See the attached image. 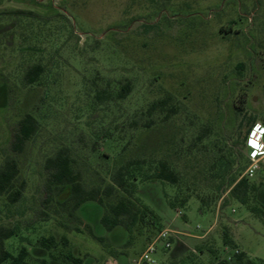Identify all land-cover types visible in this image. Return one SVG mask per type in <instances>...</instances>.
I'll return each mask as SVG.
<instances>
[{
  "label": "rangeland",
  "instance_id": "rangeland-1",
  "mask_svg": "<svg viewBox=\"0 0 264 264\" xmlns=\"http://www.w3.org/2000/svg\"><path fill=\"white\" fill-rule=\"evenodd\" d=\"M32 65L42 74L26 85ZM157 101L165 104L149 114ZM25 115L36 132L14 153ZM64 148L89 185L132 160L167 162L177 184L137 182L135 198L156 217L108 233L105 208L87 203L71 220L58 206L67 191L46 199L44 161ZM6 157L22 189L15 203L0 197V225L19 234L4 249L25 246L26 264H60L37 247L45 236H65L58 250L83 264H130L163 229L180 235L156 247L153 264H221L236 251L264 264V221L229 198L232 179L258 160L248 179L264 206V0H0V166ZM182 198L184 208L168 207ZM224 232L235 249L223 246Z\"/></svg>",
  "mask_w": 264,
  "mask_h": 264
},
{
  "label": "trees",
  "instance_id": "trees-1",
  "mask_svg": "<svg viewBox=\"0 0 264 264\" xmlns=\"http://www.w3.org/2000/svg\"><path fill=\"white\" fill-rule=\"evenodd\" d=\"M41 74L42 68L39 65H32L23 73V83L32 85L39 81ZM129 93L130 85L126 83L118 89L116 98L123 100ZM164 104L163 101H157L151 104L147 111L150 114L162 108ZM242 117H245L244 113ZM245 123L248 126L245 133L247 135L255 123V118L249 117ZM35 132L36 120L31 115H25L17 124L11 144L12 151L14 153L20 152L21 147L34 136ZM144 166L145 162L143 160L128 161L110 173L109 183L101 179L99 182L89 185L82 175L76 171L75 163L69 151L65 148L59 149L47 157L43 164L46 199L50 200L54 192L61 195L67 191L66 198L58 202V206L65 212L68 218L76 220V212L83 205L95 203L105 208V212L100 217L99 223L106 232L110 233L115 228L120 227L130 234L133 228L144 227L148 221V217H156L146 206H140L138 199L135 198L137 182L153 183L159 181L171 185L177 184V174L169 167L167 162L160 161L156 166L148 165L146 168ZM17 177L18 166L16 160L12 157L4 158L0 166V197H5L9 203H15L21 197L22 186H15ZM86 186L92 187L88 188ZM260 190V184H255L246 177L233 178L229 190V198L245 206L247 211L264 221V206L258 201ZM113 197V201L105 204V200H111ZM186 201V198H182L176 202H168V207L171 209L176 207L182 209ZM252 201L256 205L251 204ZM88 233L94 240L103 244L104 238L95 236L91 231ZM154 235L155 233L151 234L147 242ZM17 236L19 234L16 228L0 225V264H26L30 253L25 246L19 248L16 255H12L4 249V242ZM36 244L40 248V251L46 252L50 259L59 261L60 264H83V259L75 257L69 250H58L59 247L63 249L68 248L69 241L65 236H62L59 240L54 236L40 237L36 241ZM222 244L228 249L236 248L226 232L222 235ZM38 261V264H48L44 259H39ZM221 264L254 263L246 258L243 253H238L233 254L230 261L223 260Z\"/></svg>",
  "mask_w": 264,
  "mask_h": 264
},
{
  "label": "built area",
  "instance_id": "built-area-1",
  "mask_svg": "<svg viewBox=\"0 0 264 264\" xmlns=\"http://www.w3.org/2000/svg\"><path fill=\"white\" fill-rule=\"evenodd\" d=\"M260 170V165L258 160H253L247 169L244 172V176L246 178L253 177ZM179 214V213H178ZM198 229V227H197ZM210 230H208L203 235L197 236L198 238H202L208 234ZM174 234V235H173ZM175 235H180L175 230L163 229L155 236H153L150 241L147 243L144 251L134 259L130 264H153L152 255L156 252V247L161 244L164 249H169L171 246V242L173 238H177ZM235 254H238L236 251Z\"/></svg>",
  "mask_w": 264,
  "mask_h": 264
},
{
  "label": "flooded vegetation",
  "instance_id": "flooded-vegetation-1",
  "mask_svg": "<svg viewBox=\"0 0 264 264\" xmlns=\"http://www.w3.org/2000/svg\"><path fill=\"white\" fill-rule=\"evenodd\" d=\"M6 29H8V28H4V29H2V32H3V31L5 32V31H6Z\"/></svg>",
  "mask_w": 264,
  "mask_h": 264
}]
</instances>
